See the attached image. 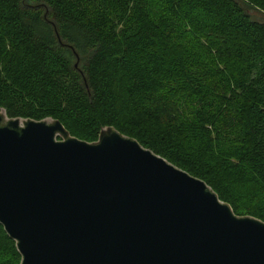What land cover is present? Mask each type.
<instances>
[{
	"label": "trees",
	"instance_id": "16d2710c",
	"mask_svg": "<svg viewBox=\"0 0 264 264\" xmlns=\"http://www.w3.org/2000/svg\"><path fill=\"white\" fill-rule=\"evenodd\" d=\"M1 109L114 127L264 222V0H0Z\"/></svg>",
	"mask_w": 264,
	"mask_h": 264
},
{
	"label": "water",
	"instance_id": "95a60500",
	"mask_svg": "<svg viewBox=\"0 0 264 264\" xmlns=\"http://www.w3.org/2000/svg\"><path fill=\"white\" fill-rule=\"evenodd\" d=\"M0 225L20 264H264V222L114 127L0 110Z\"/></svg>",
	"mask_w": 264,
	"mask_h": 264
},
{
	"label": "rangeland",
	"instance_id": "374dc122",
	"mask_svg": "<svg viewBox=\"0 0 264 264\" xmlns=\"http://www.w3.org/2000/svg\"><path fill=\"white\" fill-rule=\"evenodd\" d=\"M255 16H256L257 19L263 20V16L262 15L256 13Z\"/></svg>",
	"mask_w": 264,
	"mask_h": 264
}]
</instances>
